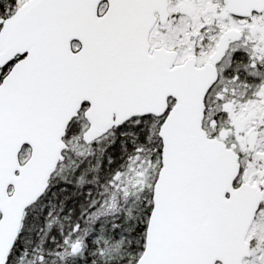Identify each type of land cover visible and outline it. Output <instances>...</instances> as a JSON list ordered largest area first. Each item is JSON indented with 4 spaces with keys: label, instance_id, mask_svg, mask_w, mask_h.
<instances>
[{
    "label": "snow or ice",
    "instance_id": "6c2138e0",
    "mask_svg": "<svg viewBox=\"0 0 264 264\" xmlns=\"http://www.w3.org/2000/svg\"><path fill=\"white\" fill-rule=\"evenodd\" d=\"M0 264H264V0H0Z\"/></svg>",
    "mask_w": 264,
    "mask_h": 264
}]
</instances>
